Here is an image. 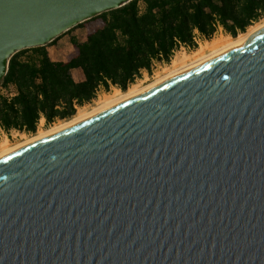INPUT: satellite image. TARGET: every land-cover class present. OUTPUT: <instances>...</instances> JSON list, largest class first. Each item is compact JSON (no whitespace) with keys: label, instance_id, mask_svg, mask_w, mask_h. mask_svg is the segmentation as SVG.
<instances>
[{"label":"water","instance_id":"95a60500","mask_svg":"<svg viewBox=\"0 0 264 264\" xmlns=\"http://www.w3.org/2000/svg\"><path fill=\"white\" fill-rule=\"evenodd\" d=\"M129 1L0 0V82ZM0 264H264V26L0 156Z\"/></svg>","mask_w":264,"mask_h":264},{"label":"trees","instance_id":"16d2710c","mask_svg":"<svg viewBox=\"0 0 264 264\" xmlns=\"http://www.w3.org/2000/svg\"><path fill=\"white\" fill-rule=\"evenodd\" d=\"M262 17L264 0H130L78 23L85 39L69 37L73 52L65 60L51 59L46 45L73 27L15 52L0 82L14 88L11 96L0 94V129L33 134L40 118L48 124L68 119L99 88L125 90L143 71L169 63L181 45L195 48L196 35L209 39L222 28L236 36Z\"/></svg>","mask_w":264,"mask_h":264},{"label":"bare ground","instance_id":"6f19581e","mask_svg":"<svg viewBox=\"0 0 264 264\" xmlns=\"http://www.w3.org/2000/svg\"><path fill=\"white\" fill-rule=\"evenodd\" d=\"M264 26V17L259 21L249 25L245 31L239 32L236 36L229 34H214L209 39L200 40L197 46L191 51L177 50L172 55L169 63L156 72L155 76L148 79L146 75L136 82L131 83L125 90L118 87L112 88L107 93H102L97 96L92 105L80 106L76 109L74 115L68 119L58 120L51 123L47 127L39 128L35 133L25 136L21 135V139L16 143H9L7 138L0 142V156L13 151L21 146L27 145L67 127H70L110 106H113L133 94L167 78L168 76L179 72L189 66H192L207 57H210L227 47L244 42L253 32ZM43 118L40 119L39 126L42 125Z\"/></svg>","mask_w":264,"mask_h":264},{"label":"rangeland","instance_id":"374dc122","mask_svg":"<svg viewBox=\"0 0 264 264\" xmlns=\"http://www.w3.org/2000/svg\"><path fill=\"white\" fill-rule=\"evenodd\" d=\"M216 34H227L225 33L222 28H219L216 32ZM73 35L75 36L79 41H83L85 39V28L82 26H75L73 27L71 30L61 34L53 43H49L46 45V49L47 52L50 56L51 59L53 60H65L68 55H70L73 52V46L71 45L70 41H69V37ZM205 38H203V36L201 35H197L195 38V42L196 44L200 41V40H204ZM194 49V48H193ZM177 50H186V51H191L192 49L190 47L181 45ZM176 50V51H177ZM175 51V52H176ZM168 63H157L153 69L152 72L149 74L145 71L142 72L141 77L137 78L134 82L138 81L139 79H142L145 75L148 79H151L155 76L156 72L160 71L162 67H164L165 65H167ZM72 76L78 80L82 75L81 72L78 69H73L72 70ZM117 87V86H113L110 85L109 90L106 91L103 88H99L97 93H96V97L89 103H86L84 105H92L95 101V99L97 98L98 95L102 94V93H107L109 92L112 88ZM5 90L9 91V89H2L0 88V94H5ZM82 105V106H84ZM78 108V107H77ZM76 108V109H77ZM41 119V118H40ZM59 119H56L54 122L58 121ZM40 120L37 124V128L36 131L39 128H45L48 125H50L51 123H46L45 119L43 118V122L42 125L39 126ZM23 134L25 136L31 135V133H27V132H20L18 130H10L9 132H5L4 130L0 131V142L4 139L7 138V140L9 141V143H16L18 140L21 139V135Z\"/></svg>","mask_w":264,"mask_h":264},{"label":"built area","instance_id":"2783aa9c","mask_svg":"<svg viewBox=\"0 0 264 264\" xmlns=\"http://www.w3.org/2000/svg\"><path fill=\"white\" fill-rule=\"evenodd\" d=\"M197 36V35H196ZM188 47V46H187ZM0 88L2 89H9V91L5 90V94L8 95V96H11L14 94V88L11 86V85H8V86H3V85H0ZM40 120V119H39ZM2 129H0L1 131Z\"/></svg>","mask_w":264,"mask_h":264},{"label":"crops","instance_id":"0c3cea01","mask_svg":"<svg viewBox=\"0 0 264 264\" xmlns=\"http://www.w3.org/2000/svg\"><path fill=\"white\" fill-rule=\"evenodd\" d=\"M82 77V76H81ZM81 77L79 79H81Z\"/></svg>","mask_w":264,"mask_h":264}]
</instances>
